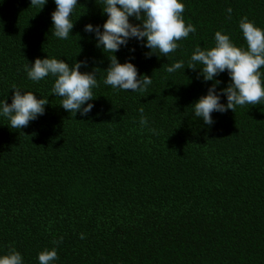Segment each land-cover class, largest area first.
<instances>
[{"label":"trees","instance_id":"16d2710c","mask_svg":"<svg viewBox=\"0 0 264 264\" xmlns=\"http://www.w3.org/2000/svg\"><path fill=\"white\" fill-rule=\"evenodd\" d=\"M183 3L196 31L174 52L146 56L132 38L115 53L151 77L145 91L131 92L103 84L109 54L83 31L103 24L102 0H77L66 40L52 35L53 0L41 9L0 0V100L11 102L13 86L48 100L26 127L0 117V255L15 249L23 264H38L37 253L55 247L52 264H264V102L214 111L204 125L191 105L212 82L187 68L196 46H214L217 30L246 47L238 22L264 29V0ZM46 56L96 69L86 116L59 105L54 78L27 79L24 65ZM177 60L185 69L165 72ZM214 79L218 88L228 81L226 72Z\"/></svg>","mask_w":264,"mask_h":264},{"label":"clouds","instance_id":"9594fccd","mask_svg":"<svg viewBox=\"0 0 264 264\" xmlns=\"http://www.w3.org/2000/svg\"><path fill=\"white\" fill-rule=\"evenodd\" d=\"M46 0H30V4L39 9ZM54 11L51 12L52 35L58 39L66 40L73 28L72 15L77 5V0H53ZM102 14L106 19L102 25L85 24L83 31L92 33L95 47L100 49L109 61L108 68L104 71L103 84L111 86L113 90H131L143 92L152 83L151 77L137 75V68L126 60L119 63L115 53L129 39L135 38L143 42V47L149 51L150 56L157 52L163 57L174 52L178 41L187 38L189 33L196 31L188 23L185 25L182 13L183 0H102ZM229 13L232 9L225 10ZM139 23L131 22V19ZM238 28L246 47L237 46L226 32L217 30L213 33L214 46L202 49L196 46L188 58L189 69H198L197 76L202 81H211L206 94L201 95L191 105L193 115L199 118L204 125L213 124L212 112L224 113L234 110L237 106L245 104H258L264 102V83H262L261 67L264 66V29H261L241 17ZM130 52L134 49H130ZM85 61H74L69 65L65 60L52 56L35 58L31 64L24 65L27 79L37 82L52 77L53 83L50 92L59 96L60 106L74 115L86 116L92 110L93 89L98 86L97 72L93 68L88 72L78 69ZM199 65L200 67H197ZM184 61L177 60L165 67V72L174 73L184 67ZM226 72L228 81L226 86L218 88L220 81L214 79L220 73ZM11 102L0 100V117L7 119L8 125L14 129L27 126L30 121L43 115L46 98H36L32 91H24L13 86ZM221 96L225 102L221 103ZM141 113L139 124L144 127L147 120L143 115V108L137 110ZM155 133V129L149 128ZM83 239V234L80 235ZM38 264H52L56 259L55 247L43 249L37 253ZM0 264H23L21 254L15 249H10L6 254L0 255Z\"/></svg>","mask_w":264,"mask_h":264}]
</instances>
